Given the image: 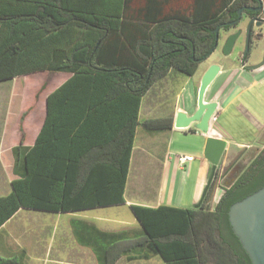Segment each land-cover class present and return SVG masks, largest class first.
Returning a JSON list of instances; mask_svg holds the SVG:
<instances>
[{"label": "trees", "instance_id": "1", "mask_svg": "<svg viewBox=\"0 0 264 264\" xmlns=\"http://www.w3.org/2000/svg\"><path fill=\"white\" fill-rule=\"evenodd\" d=\"M238 3L209 0V6L201 8V12L195 5L186 13L161 19L156 15L158 20L153 18L148 30L132 35L143 56L136 55L138 63H116L114 71L120 84L137 97L136 120L140 97L170 69L194 75L191 58L200 57L211 48V32L225 17L226 10ZM124 4V0H0V83L43 71L77 75L83 68L112 67L104 60L108 39L131 36L124 26ZM48 114L50 118V99ZM163 121L169 123L165 125ZM136 124L137 121L132 122L130 128V156ZM144 126L149 131L171 129L172 119L148 120ZM43 136L41 133L32 148L24 145V138L13 148L17 179L11 184V193L0 197V228L21 209L69 213L125 203L126 157L119 172L107 176L108 186L101 188L104 176L96 182L91 173L74 170L73 158L45 156L48 142ZM218 174L198 209L132 206L140 231L107 232L78 220L73 222L76 239L92 249L99 264H116L122 257L132 260L152 256H160L166 264H252L232 231L228 213L232 205L264 186V149L223 188L212 208ZM0 264L21 262L0 257Z\"/></svg>", "mask_w": 264, "mask_h": 264}, {"label": "crops", "instance_id": "2", "mask_svg": "<svg viewBox=\"0 0 264 264\" xmlns=\"http://www.w3.org/2000/svg\"><path fill=\"white\" fill-rule=\"evenodd\" d=\"M124 3V26L131 36L126 39H108L110 45L104 51V60L112 67L104 70L83 68L77 75L73 72L44 71L47 74L44 78L46 81L43 82L37 98L34 96V88L27 85L4 87L0 84V197L11 193V184L17 179L14 174L13 148L19 145L22 138L25 139L26 147H34L40 134L43 136L44 132L43 138L48 142V148L44 149L45 156L49 159L54 156L62 159L73 158L74 170L91 173L96 177V182L102 181L99 177L104 176L101 188L108 186L107 176L118 173L123 166V158L126 157L128 175L124 192L125 203L80 212H41L35 215H21L24 210L21 209L0 228L1 258L19 260L21 264H25L28 257L36 264H99L92 249L77 241L73 230L74 221L95 224L107 232L140 231L141 225L131 210L132 206L196 209L195 205L201 199L209 178L210 163L205 157L207 138L214 136L224 139L227 141V148H245L251 144L248 140L239 142L235 138L226 137L216 127L220 118H229V115L230 119L244 117L256 127L257 135L264 129V65L254 71L241 66L240 72L249 77H237L229 85L225 84L228 70L221 69L205 97L206 102H218L209 135L193 126L188 130L175 128L176 113L184 111L177 105V101L174 109L165 114L161 113L164 99L160 95L168 91L169 85L158 90L154 102L147 99L156 84L172 75L174 69H170L164 78L140 97L136 120L137 97L126 85L120 84L114 71L116 63L130 60L138 63L139 55L143 56L139 42H135L132 35L139 30H148L147 25L149 26L156 15L161 19L186 13L187 8L195 5L201 12V8L209 6V0H124ZM130 44L135 45L136 49L131 48L133 45ZM260 60L261 58L252 65ZM195 75L187 76L192 78ZM202 75L195 91L196 106ZM235 84L238 88L234 87ZM242 96H245L249 107L250 104L253 105V109L244 104L235 106L234 101ZM49 99L52 107L50 118ZM256 99L263 108L257 104ZM156 119H172V128L147 130L144 124L148 120ZM134 121L137 124L130 156V128ZM163 123L166 125L169 121ZM180 134L192 136L189 140L193 141L188 145L190 150L181 152V156L194 158L184 166L179 164L177 156L172 155V152L180 150V146L174 147L175 140L187 143V138L180 137ZM65 163L68 164L67 161ZM49 229L55 232V241H49ZM116 264L166 262L160 256L132 260L122 257Z\"/></svg>", "mask_w": 264, "mask_h": 264}, {"label": "rangeland", "instance_id": "3", "mask_svg": "<svg viewBox=\"0 0 264 264\" xmlns=\"http://www.w3.org/2000/svg\"><path fill=\"white\" fill-rule=\"evenodd\" d=\"M263 4H264V0H263ZM263 12H264V9H263ZM263 35H264V27H263ZM245 49H246L245 36H241L237 40L231 55L225 56L223 54L222 48L218 47L212 53V55L209 56L208 59L204 61V63H202L195 77H192V78L188 77L186 74L174 69L172 75L168 76L162 82H158L156 84V87H154V89L148 94L147 99H152L151 102H154L156 100L154 98L158 96V90L163 86L169 85L168 91L160 95L162 99H164V103L162 107L163 110L161 113L165 114V113H168L170 110L174 109L176 105V101H177V105L181 107V109L186 111L188 114H192L196 109V101H195L196 86L198 84V81L201 75L202 74L204 75L211 66L219 65L221 69L228 70V74H227L228 78L226 79L227 82L225 83L226 85H229L230 83H232V81L237 77L238 79L239 77H242V76L247 77V78L249 77L246 73L243 74L240 72L241 66L238 61L240 54L243 53ZM251 53L252 54L250 58V63H255V61L257 62V60L260 58L263 60L264 58V36L259 42L254 43ZM45 75L47 74L44 71L37 72V73L30 74V75H24V76L17 77L12 82L7 81V82H3L0 84H3L4 87H11L12 85H17L19 87L20 86L25 87L27 85V87L34 88V96L35 98H37V96L40 95V89L42 88L43 82L46 81L44 79ZM234 87L238 88L236 84L234 85ZM238 90L235 92V94H237ZM28 93L30 94V92ZM251 94L253 96V92H251ZM246 103L249 104L246 101L245 96H242L240 99H237V101H234L235 106H237V104H244L249 109L254 108L252 104H250V107H249V105H247ZM257 104L262 106L263 108V105L261 104L259 100H257ZM216 127L219 128L220 131L224 132L225 136L228 138L229 137L235 138L239 142H247L248 140V142H251V144H249L248 147H245V148L229 146L225 154H223L220 165L217 169V173L219 172V174H218V179H216L213 197L211 201L212 208L215 207L216 203L218 202L220 198V195L223 194V188L230 185L238 177L241 171L246 166H248V164L256 156V154L259 153V151H262L264 149V129H262L259 135H257L256 127L250 121H247L246 119H244V117L236 116L235 118L231 117V119H230V115H229V118L226 116L221 117ZM20 130L21 132H23V127H21ZM180 137H183V138L186 137L187 143H184L183 141H180V140H175L174 147L180 146V150L176 152H172V155L174 156H181L182 155L181 152L190 150L189 149L190 146L188 145L191 144L192 140H189V139H192L190 138L192 136H186L184 134H180ZM209 165H210L209 166L210 169H209L208 176L210 178L212 166L211 164ZM217 173H216V176H217ZM204 189H203V192H204ZM40 213L41 212H36V211H31V210L21 211V215H26V214L35 215V214H40ZM126 214L130 217V219H132V216L129 213H126ZM46 215L51 216V214H47V213ZM52 229L51 230L49 229V232H50V234L48 235L49 241L51 240L55 241V238H56L55 232H53ZM25 264H36V263L31 262L28 257Z\"/></svg>", "mask_w": 264, "mask_h": 264}, {"label": "water", "instance_id": "4", "mask_svg": "<svg viewBox=\"0 0 264 264\" xmlns=\"http://www.w3.org/2000/svg\"><path fill=\"white\" fill-rule=\"evenodd\" d=\"M260 4L256 11L263 8V1L257 0ZM218 31V30H216ZM241 31L230 35L224 45L223 54L229 56L232 54L235 44ZM244 55L249 51V36ZM218 45V39L214 48ZM214 48L212 50H214ZM264 65V58L258 65L248 67L249 71L256 70ZM221 71L219 65H213L203 75L197 93V106L192 114L184 111H178L175 116V128L188 130L192 126L194 129L209 135L211 131V122L215 117L218 102H206V92ZM227 141L218 137L209 136L206 140L205 157L211 164V175L204 189L202 197L196 208H200L212 182L216 176L224 152L227 149ZM229 221L233 233L238 237L243 249L248 254L252 264H264V186L249 195L245 199L235 203L229 210Z\"/></svg>", "mask_w": 264, "mask_h": 264}, {"label": "flooded vegetation", "instance_id": "5", "mask_svg": "<svg viewBox=\"0 0 264 264\" xmlns=\"http://www.w3.org/2000/svg\"><path fill=\"white\" fill-rule=\"evenodd\" d=\"M238 6L231 5L226 10L225 17L219 21L215 29L211 32L213 38L211 42L213 45L210 49L206 50V53L200 57L193 56L191 58V66L195 67L196 71L194 73L197 74L200 66L204 63L205 60L208 59L209 56L218 48L221 47L223 50V45L226 39L236 33L237 31H241V36H245V41L247 43V39L249 36V51L247 56L243 53L240 54L239 64L240 66H245L246 69L248 67H252L258 65L260 62L252 65L250 63L251 52L255 42H259L263 38V27H264V12L263 9L256 11L255 9L259 8L260 4L257 0H237ZM263 1V0H262ZM264 6V4H263ZM218 30V31H216ZM240 36V37H241ZM239 37V38H240ZM218 39V45L214 48L215 42ZM190 44V41H189ZM247 46V44H246ZM214 48V50H212ZM193 51H195V47L193 46ZM199 55V54H198ZM254 71V70H253ZM192 75V76H194Z\"/></svg>", "mask_w": 264, "mask_h": 264}, {"label": "built area", "instance_id": "6", "mask_svg": "<svg viewBox=\"0 0 264 264\" xmlns=\"http://www.w3.org/2000/svg\"><path fill=\"white\" fill-rule=\"evenodd\" d=\"M177 160H178L179 164H181L182 166H184V164L186 162L193 161L194 158L192 156H177Z\"/></svg>", "mask_w": 264, "mask_h": 264}]
</instances>
